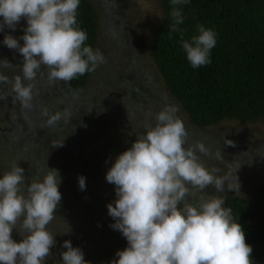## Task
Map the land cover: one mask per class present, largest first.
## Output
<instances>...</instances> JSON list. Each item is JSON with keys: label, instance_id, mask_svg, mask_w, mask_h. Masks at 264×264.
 <instances>
[{"label": "clouds", "instance_id": "obj_1", "mask_svg": "<svg viewBox=\"0 0 264 264\" xmlns=\"http://www.w3.org/2000/svg\"><path fill=\"white\" fill-rule=\"evenodd\" d=\"M185 3L187 0H171L173 32L184 23L178 6ZM79 5L80 0H0V32L6 27L15 31L22 19L27 20L19 38L23 45L10 34L3 40L21 54L22 65L0 61V68H21L22 76L12 80L0 73V84H11L13 101H19L22 108L32 107V82L42 66L48 69L50 81L67 82L105 62L102 53L85 46L87 33L76 27ZM216 43L215 32L200 25L199 35L191 42L183 40L182 47L195 69L211 63L210 50ZM5 99L7 95H0V100ZM177 111L174 105L160 111L155 126L146 124V132L118 156L106 174L107 182L116 186L117 196L114 204L107 205L115 220L110 227L128 241V247L117 251L118 259L111 264H253V248L246 243L231 209L223 206V198L201 197L195 204L189 202L195 191L203 192L209 186L224 193L225 188L239 192L240 185L236 178L226 187L225 179L215 174L217 169L210 171L201 163L197 151L210 154L203 143L185 147L188 132ZM61 119L57 113L47 123L54 125ZM226 144L235 146L231 140ZM61 146L63 143L55 147ZM216 156L220 158L221 153ZM24 172L14 165L0 178V264H44L56 245L47 226L61 203L62 178L58 170L50 169L42 181L31 182L25 194ZM78 180L80 190H85L86 178L81 175ZM14 229L23 236L21 242L13 239ZM62 248L67 249L60 253L62 264H90L70 240Z\"/></svg>", "mask_w": 264, "mask_h": 264}, {"label": "trees", "instance_id": "obj_2", "mask_svg": "<svg viewBox=\"0 0 264 264\" xmlns=\"http://www.w3.org/2000/svg\"><path fill=\"white\" fill-rule=\"evenodd\" d=\"M159 1L164 18L151 42L150 55L167 93L181 104L192 124L208 128L224 121H264V0H187V3L178 6L184 16V23L177 26L179 31L176 32L171 30V0ZM2 20L0 17V22ZM200 25L215 32L217 43L210 50L211 63L194 69L187 60L182 42H191L193 36H198ZM26 27L27 20L22 19L15 31L6 27L0 32V61L7 59L13 65H22L21 54L5 46L3 40L8 34L19 40ZM76 27L87 33L85 46L97 51L99 16L90 0H80ZM19 43L23 45L24 41L19 40ZM14 68L21 71L19 66ZM14 68L0 70L4 74H11ZM94 72L67 82L56 80L55 86H52L48 84V69L42 66L36 80L32 82L34 88L30 109H24L19 101H13L15 94L7 92L11 91L10 83L0 84V95H11L10 100H0V178L14 165H19L25 170V194L27 186L33 181H42L50 169L58 170L62 178L59 185L62 199L55 213L52 231L57 246L47 258L49 261L61 260L60 253L67 250L62 245L65 240H69V230L66 229L68 223L73 228L75 239L84 233L74 223L81 216L75 215L74 219H70L71 210L83 212L84 206L93 200L100 202L99 196H103L102 200L108 204L116 200V186L108 183L105 175L102 177L100 167V178L86 176V188L81 191L78 178L85 176L86 172L77 170L81 164L84 165L82 154L78 153L77 160L69 162L74 159L69 156L70 152L76 150L70 142L72 135L79 132L81 144H93L85 131L89 127L86 103L92 102L85 96L88 84L94 79ZM113 84L116 87L117 81L113 80ZM64 91L70 92L72 97L76 95L78 100H64L61 105V97L57 100L55 96H61ZM45 111L47 115H44ZM57 112L62 119L49 125L48 119ZM65 113L68 115L65 116ZM71 123H75V132L69 129ZM130 128L139 130L138 127ZM132 137L125 143L117 140L121 153L131 148ZM15 143L24 148L30 146L31 158L24 160L19 157L14 148ZM62 143L63 146L55 147ZM94 144L100 151L107 150L101 141ZM233 148L237 150L238 146ZM196 154L199 156L201 153L197 151ZM104 159L97 165L106 163ZM223 196L224 207L231 209L234 220L245 232L246 243L253 248V264H264V220L259 221L260 214L264 212V184L257 186L247 200L236 194ZM58 223L61 225L58 226ZM12 236L16 242L23 239V236L15 234V229ZM124 240L127 242L126 238Z\"/></svg>", "mask_w": 264, "mask_h": 264}, {"label": "rangeland", "instance_id": "obj_3", "mask_svg": "<svg viewBox=\"0 0 264 264\" xmlns=\"http://www.w3.org/2000/svg\"><path fill=\"white\" fill-rule=\"evenodd\" d=\"M90 1L99 16L97 50L103 54L105 62L96 67L94 79L86 88L85 97L92 103H86L89 127L85 131L91 141L94 143L101 141L103 148L107 150L100 151L95 144H81L79 132L72 135L78 141L74 143L75 149L86 153L83 154L84 165L81 164L77 171L86 172L84 177L98 179L100 167L102 177L106 176L118 156L122 154L117 140L120 139V142L125 143L133 135L132 140L135 142L137 137L146 132V124L154 127L157 114L166 106L174 105L178 109L177 117L184 122L188 132L185 147L194 148L198 142L203 143L210 154H200L201 163L210 171L217 169L218 172L215 174L225 179L226 187L229 183H235L236 178L240 185L239 192L225 188L224 193H218L214 187L209 186L203 192L195 191V196L190 197L189 202L195 204L201 197L207 199L211 196L224 199L223 195L227 194L250 199L254 189L264 184V121L248 123L224 121L208 128L192 124L181 104L167 93L164 81L159 76L150 55L151 42L164 18L160 1ZM0 73L4 74L1 70ZM4 75L14 78L16 75L22 76V73L14 68L11 74ZM113 80L117 81L116 87ZM48 81L49 85L55 86L56 81ZM7 92L11 91L7 90ZM70 94L64 91L61 92V96L57 95L55 98L58 100V97H61V105L64 100H78L76 95L72 97ZM10 98L11 95L7 96L8 100ZM90 109H92L91 113ZM130 125L133 128L138 127L139 130H132ZM75 127V123H71L70 131L75 132ZM229 140L235 147L238 146L237 150L233 148L234 146L226 144ZM114 145L118 148L115 149ZM14 148L18 156L24 160L31 158L30 146L24 148L21 144L15 143ZM217 152L221 153L220 158H217ZM102 158L107 160L106 163L97 165ZM101 197L103 196H99L100 202L93 200L88 206H84L87 213L70 211V219H74L75 215L81 216L78 220H74V223L84 233L77 235L75 239L73 228L69 223L66 227L69 230L68 239L73 247L81 248L85 260L90 264H111L113 259H118L115 254L119 251L121 241L119 232L110 227L115 220L108 214V202L103 201ZM259 219V221L264 220V212L260 214ZM54 221L55 218L47 226V230L51 233L55 226ZM59 225L61 224L58 223ZM15 234L20 235L16 230ZM53 251L54 248L51 249V255ZM44 264H62V260L46 259Z\"/></svg>", "mask_w": 264, "mask_h": 264}, {"label": "flooded vegetation", "instance_id": "obj_4", "mask_svg": "<svg viewBox=\"0 0 264 264\" xmlns=\"http://www.w3.org/2000/svg\"><path fill=\"white\" fill-rule=\"evenodd\" d=\"M88 136V135H87ZM137 137V136H136ZM138 138V137H137ZM89 139H87V140H85V141H88ZM80 141V140H79ZM71 144H74V143H78V141H76L73 137H71ZM81 142V141H80ZM133 143H134V141H133ZM85 145H86V143H84ZM93 144H94V142H93ZM78 153H80V154H82V158H81V160L83 159V161H84V155L83 154H86V153H83L82 151L80 152V151H78V150H74V151H72V152H70V154H69V156H72V157H74V159H71L69 162H72V161H75V160H77V155H78ZM102 153V152H101ZM102 155H104V153H102ZM87 158V157H86ZM66 163H68V160L66 161ZM116 197V199H117V196H115ZM114 204V203H113ZM119 235H120V243H119V250H122V249H124V248H126V247H128V241L127 242H125V237L122 235V233L120 232L119 233Z\"/></svg>", "mask_w": 264, "mask_h": 264}]
</instances>
